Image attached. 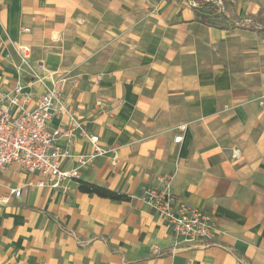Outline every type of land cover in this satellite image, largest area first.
<instances>
[{"label":"crops","instance_id":"crops-1","mask_svg":"<svg viewBox=\"0 0 264 264\" xmlns=\"http://www.w3.org/2000/svg\"><path fill=\"white\" fill-rule=\"evenodd\" d=\"M17 45L39 75L80 77L66 103L109 153L64 190L0 205V264H264V0H0V95L42 91L15 72ZM71 152L91 148L77 137ZM160 176L175 204L212 217L217 245L175 247L141 199ZM30 179L10 166L0 194Z\"/></svg>","mask_w":264,"mask_h":264},{"label":"built area","instance_id":"built-area-1","mask_svg":"<svg viewBox=\"0 0 264 264\" xmlns=\"http://www.w3.org/2000/svg\"><path fill=\"white\" fill-rule=\"evenodd\" d=\"M190 5H193L191 1ZM29 33V29L22 30ZM18 57L15 67L18 75L26 70L35 85L42 89L40 94L27 92L17 83L13 90L0 95V174L8 167L16 166L31 176L19 187L8 190L7 196L0 194V205L8 204L9 198L18 199L31 188L64 190L65 185L79 179V170L92 160L106 156L109 151L97 136L88 133L82 121L65 100L68 84L77 86L78 76L63 74L57 79L54 73L46 77L39 75L30 64L31 50L25 45L13 48ZM38 69L43 70L39 65ZM100 77L92 81L99 82ZM97 106L101 104L97 102ZM55 123V124H54ZM54 124V125H53ZM186 125H180L174 143L182 141ZM77 137L85 138L91 152L77 157L71 149ZM238 156V152L234 153ZM75 158L77 166L66 168L67 161ZM116 157H111L115 164ZM155 186L146 188L142 201L168 228L179 250L205 249L217 245L219 231L212 217L185 203L175 204L168 177L160 176ZM153 253H159L153 249Z\"/></svg>","mask_w":264,"mask_h":264},{"label":"trees","instance_id":"trees-1","mask_svg":"<svg viewBox=\"0 0 264 264\" xmlns=\"http://www.w3.org/2000/svg\"><path fill=\"white\" fill-rule=\"evenodd\" d=\"M202 22H205L202 19ZM78 182V191L84 194L95 195L99 198L108 199L115 202H125L129 200V197L123 194L116 193L107 188L97 186L91 183L77 181Z\"/></svg>","mask_w":264,"mask_h":264},{"label":"rangeland","instance_id":"rangeland-1","mask_svg":"<svg viewBox=\"0 0 264 264\" xmlns=\"http://www.w3.org/2000/svg\"><path fill=\"white\" fill-rule=\"evenodd\" d=\"M15 72H16V69H15ZM17 73V72H16ZM18 75V74H17ZM19 76V75H18ZM2 178V177H1ZM5 179V178H4Z\"/></svg>","mask_w":264,"mask_h":264}]
</instances>
